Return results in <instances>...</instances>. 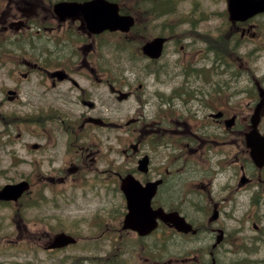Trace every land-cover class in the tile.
I'll return each mask as SVG.
<instances>
[{
    "label": "flooded vegetation",
    "instance_id": "obj_1",
    "mask_svg": "<svg viewBox=\"0 0 264 264\" xmlns=\"http://www.w3.org/2000/svg\"><path fill=\"white\" fill-rule=\"evenodd\" d=\"M83 1L0 0V139L10 145V150H4L8 157L17 151H31L43 154L41 159L52 164L58 159L54 155L62 156L58 168L49 170V185H44L45 176L32 163L31 173L20 178H26L29 186L11 205L28 210L40 202L44 189L75 181L82 173L84 196L93 187L99 196L104 190V198L112 202L102 207L101 217L105 213L116 222H103L105 218L99 217L101 221L90 224L80 213L69 217L32 207L33 212L20 213L19 219H27V215L43 222L45 227L35 230L47 231V245L59 234L73 236L75 243L39 248L35 239L24 237L27 222L16 223L22 234L17 241L22 242L21 250L27 251L21 263L141 264L133 245L151 234L138 236L134 230L120 227L119 217L113 214L125 176L144 184L160 180L153 207L177 210L193 231L185 233L166 225L154 233L161 236L162 242H158L165 247L176 239L180 251L192 240L190 250L197 252L192 255L194 264H208L209 260L218 264L219 249L227 250L235 243L229 239L228 205L241 203L243 213H247L235 230L245 235L249 218L258 220L250 226L263 240L264 71L254 62L264 60V10L231 6V11L229 0H180V19L163 22L176 30L145 35L146 39L135 44L132 39L144 34L141 28L153 21L142 24L136 21L133 9L125 10L122 13L132 14L135 21L127 33H91L82 11L55 9L60 2ZM144 1L159 10L161 17L175 6L171 7L169 0ZM29 31L34 34L26 33ZM46 32L50 34L44 35ZM203 33L206 37L200 39ZM121 34L128 45L111 58L110 67H105V57L109 60L110 56L102 51L103 36ZM156 36L164 38L162 52L151 58L142 45ZM167 56L178 60L176 83L155 77L152 84L146 83L142 97L138 95L134 90L136 72L127 62L142 59L145 73L159 76L160 71L165 77L166 62L162 59L167 60ZM201 65L207 71L200 72ZM142 87L141 83L136 86ZM133 96L135 107L128 118L134 127L132 154L131 148L129 153L127 147L121 150L118 105L120 99ZM142 130L147 134L145 149L138 148ZM121 152L124 160L128 157L124 164L120 163ZM69 153L73 156L66 163L64 157ZM141 156L148 157L145 172L138 170ZM7 167H14V162L8 160ZM71 189L69 200L76 201L79 197L72 196ZM29 193L32 202L26 205ZM186 209H191V216ZM89 236L101 243L88 241ZM8 247L12 250L16 246L11 243ZM3 249L0 247V252ZM88 249H100V259L88 262L72 253ZM41 250L46 252L44 256H38ZM64 251L65 256L57 258ZM149 259L146 256L143 264ZM188 259L180 255L174 264Z\"/></svg>",
    "mask_w": 264,
    "mask_h": 264
},
{
    "label": "rangeland",
    "instance_id": "obj_2",
    "mask_svg": "<svg viewBox=\"0 0 264 264\" xmlns=\"http://www.w3.org/2000/svg\"><path fill=\"white\" fill-rule=\"evenodd\" d=\"M119 1L120 4L125 5V8L128 10H131L135 8V13L138 14L139 22L143 24L145 21V16L147 15V21H153L154 24H151L145 28H142V31L144 34L136 36L134 39H132V42L137 44L140 39H143L144 36H152L156 33H161L166 30H176V27H170L168 28L164 21H176L180 19V13L178 12L179 7L181 5L180 0H169V4L175 5L172 7L171 12L163 15L162 17L153 20L152 17H155V14L150 15V12H146L142 6L144 5V0H116ZM137 1V2H136ZM164 1V0H161ZM175 2L173 4L172 2ZM140 3L142 6H140ZM135 5V6H134ZM138 9V10H137ZM30 10L29 7H26V12ZM201 15H199L200 17ZM207 13L204 14V18H207ZM202 29V28H201ZM27 33V32H26ZM31 33V31H29ZM19 35L21 33H18ZM34 34V33H33ZM31 34V35H33ZM49 32L44 33V35H49ZM23 35V34H22ZM146 37L144 39H146ZM206 37V34L203 33L200 36V39H203ZM102 40V51L105 55L110 56L109 60H107V57H105V67H110L112 63V59L114 58L117 51L121 49V40L117 38V35H106L103 37ZM35 44V41H34ZM37 44V43H36ZM35 44V45H36ZM248 51H251L250 49ZM167 60L162 59V62H166V70L163 77L154 75L153 72L145 73V69L143 67L144 60L140 59H132L127 62L129 67L132 71L136 72V82L134 85V90L137 92L138 95L142 97L144 90L148 87L146 83H153V79L155 77H159L161 81H166V83H176L177 80V63L178 60L169 58L167 56ZM108 62V63H106ZM255 67L258 66L261 70L264 71V60L261 58V60L254 62ZM198 70L200 72L207 71V67L199 66ZM127 78L130 79V76L127 74ZM141 83L144 85L142 88H136L137 84ZM124 90V89H123ZM105 102V100H104ZM136 98L133 96L129 99H120L118 109H119V120H120V137L123 138V142L127 144L130 141V134L131 131L134 130L133 125H131V122H127L129 118V113L133 110L135 107ZM103 109H106V107ZM109 110V109H106ZM109 112V111H108ZM113 114V113H112ZM117 117L116 114H113ZM114 122V121H113ZM111 127V124H110ZM145 134V130H142L140 134L138 135L140 137L139 142V149H145L147 147L146 143L144 142L147 134ZM34 141V140H33ZM10 148V146L8 147ZM122 150V146H121ZM129 153L130 150H127ZM131 153H134V149L131 147ZM13 156L8 157L3 151H0V164L3 169H6V172L4 175H0V186L3 185L6 182L9 181H18L22 177H27L31 173V170L34 169V166L32 163L36 165L37 168H40V173L45 176L46 183L44 185H49V181L47 180V176L49 175V170L54 167V169H57L59 164H61L62 156L54 155L55 158H58L53 161L52 164L47 163L45 160H42L43 154L35 153V152H29L26 151L22 154L21 151H17V154H12ZM73 156L72 153L67 154L64 157V161L67 163L70 161V158ZM128 157L125 158V160ZM17 159V160H16ZM38 159V161H34ZM61 159V160H60ZM8 160H11L14 162V167L8 168ZM2 173V171H0ZM50 175H53V173H50ZM79 179H73L67 180L66 182H63L62 184H58L56 186L52 185L51 187L44 189V192L40 195V202L34 204L33 206H30L28 210L19 209L20 206L17 205H0V222L2 223V227L0 229V247H4L3 251L0 252V262H3V264H22L21 259L24 258L23 254H27V251L21 250L22 249V242L17 241L19 237L22 236V234L17 229L16 223H24L27 222L26 226L28 229V232L24 234V237L29 239H35L36 245H39V248H42V246H46L49 242L46 240L48 235L44 231H36V228H42L43 222H39L35 218H30L29 216H25L27 219L21 220L19 219L20 213H30L33 212L35 209L32 207H40V212L42 213H55L56 215H59L61 213L69 216L74 217L77 214H82L81 217H85L88 222L91 224H94L93 222L101 221L99 217L102 216V213L104 212L102 207L104 206H111V199H105V191L103 190L101 196L95 191L96 189L93 187V190L87 189V194L84 196L81 190L82 182L84 181L82 179V173L79 175ZM74 177V175H73ZM39 179V178H37ZM75 184V185H73ZM69 188L71 189L72 196L78 195L79 198L76 199V201H70L71 198L69 194ZM83 189V188H82ZM32 198L30 196V193L27 195V199L24 200L25 204L28 205L32 202ZM34 199V198H33ZM191 207V205H189ZM119 209V210H118ZM228 210V230H229V239L235 241L233 245L228 246L224 250L223 248H220L217 257H218V264H264V239L259 238L257 233L253 232V229L251 228V223L255 219H250L248 221V227L244 230L245 235H241L236 231V227H238L239 224H242V222L247 218V213H243L244 207H242L241 203L238 204H231L226 207ZM188 215H192L191 209H186ZM191 212V213H190ZM125 213V203L122 196H119L117 203L114 207L113 214L114 216L119 217V221L121 223L123 214ZM109 216V215H108ZM106 217L105 213L103 214V217L105 218L103 222H111V220H114L112 216ZM12 219V220H11ZM116 222V220H114ZM257 223H259L258 220ZM45 227V226H44ZM227 230V231H228ZM47 232V231H46ZM84 237V236H83ZM160 235H150L146 239L142 241H135V246L137 249L135 251L136 254V260L143 264L145 261V257L149 256L150 259L146 264H174L175 258L186 255H194L195 252L190 250L192 247V240L185 244L183 251L178 250V246L175 244L176 239H172L167 242L168 247L164 246V243L157 245L155 244V240L161 241ZM88 241L92 240V242L97 245L100 244V240H94L91 239L92 236L88 237ZM242 241V242H241ZM240 242L242 244H240ZM13 244L14 248L12 250L9 249L8 245ZM196 244V242H194ZM99 250H90L87 251H78L73 250L72 253L76 255V257L82 256L83 259H86L88 262H95L100 259L99 257ZM46 252L42 251L38 253V256H44ZM65 256V251L60 252L57 254V258H62ZM48 257H46L47 259ZM116 260L119 258L116 256ZM36 264V263H34ZM85 264V263H84Z\"/></svg>",
    "mask_w": 264,
    "mask_h": 264
},
{
    "label": "water",
    "instance_id": "obj_3",
    "mask_svg": "<svg viewBox=\"0 0 264 264\" xmlns=\"http://www.w3.org/2000/svg\"><path fill=\"white\" fill-rule=\"evenodd\" d=\"M251 0L237 1L242 8L250 9ZM118 6L116 3L106 2L105 0H94L87 5L84 10V14L87 21L93 23L95 30H103L106 28L115 30H128L133 23V19L130 16L119 15L117 13ZM162 38H155L154 40L147 42L143 46V51L151 57H157L160 54ZM25 187L23 182L15 185H9L4 188V196L16 198L20 191ZM125 194L127 197L128 213L125 215L123 227L132 228L138 231L140 234L149 233L156 227L157 218L162 220L172 221L178 228H189V225L183 224V218L179 217L177 213H165L162 209H152L149 200L144 196L139 197L137 188H131L125 186ZM184 221V220H183ZM57 244H64L70 241V238L65 235H60L56 238Z\"/></svg>",
    "mask_w": 264,
    "mask_h": 264
}]
</instances>
